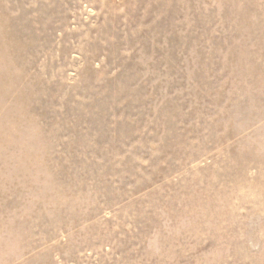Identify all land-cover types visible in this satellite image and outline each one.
<instances>
[{"label":"rangeland","instance_id":"obj_1","mask_svg":"<svg viewBox=\"0 0 264 264\" xmlns=\"http://www.w3.org/2000/svg\"><path fill=\"white\" fill-rule=\"evenodd\" d=\"M0 264H264V0H0Z\"/></svg>","mask_w":264,"mask_h":264}]
</instances>
